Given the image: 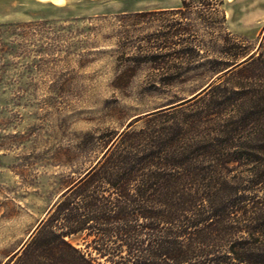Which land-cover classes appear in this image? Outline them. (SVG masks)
<instances>
[{
  "label": "rangeland",
  "instance_id": "obj_1",
  "mask_svg": "<svg viewBox=\"0 0 264 264\" xmlns=\"http://www.w3.org/2000/svg\"><path fill=\"white\" fill-rule=\"evenodd\" d=\"M54 1L0 0V264L106 143L191 113L264 36V0Z\"/></svg>",
  "mask_w": 264,
  "mask_h": 264
},
{
  "label": "trees",
  "instance_id": "obj_2",
  "mask_svg": "<svg viewBox=\"0 0 264 264\" xmlns=\"http://www.w3.org/2000/svg\"><path fill=\"white\" fill-rule=\"evenodd\" d=\"M226 74L191 113L106 143L4 264H264V36Z\"/></svg>",
  "mask_w": 264,
  "mask_h": 264
},
{
  "label": "bare ground",
  "instance_id": "obj_3",
  "mask_svg": "<svg viewBox=\"0 0 264 264\" xmlns=\"http://www.w3.org/2000/svg\"><path fill=\"white\" fill-rule=\"evenodd\" d=\"M54 3L58 4V5H62L64 3V1L63 0H55Z\"/></svg>",
  "mask_w": 264,
  "mask_h": 264
}]
</instances>
